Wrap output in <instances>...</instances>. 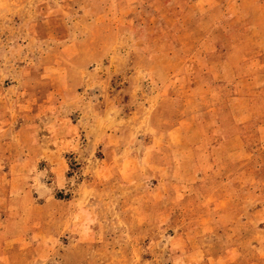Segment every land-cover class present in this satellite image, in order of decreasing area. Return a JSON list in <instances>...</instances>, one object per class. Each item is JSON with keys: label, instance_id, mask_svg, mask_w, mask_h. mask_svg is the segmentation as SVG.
Here are the masks:
<instances>
[{"label": "rangeland", "instance_id": "1", "mask_svg": "<svg viewBox=\"0 0 264 264\" xmlns=\"http://www.w3.org/2000/svg\"><path fill=\"white\" fill-rule=\"evenodd\" d=\"M2 230L0 264H264V0H0Z\"/></svg>", "mask_w": 264, "mask_h": 264}, {"label": "crops", "instance_id": "2", "mask_svg": "<svg viewBox=\"0 0 264 264\" xmlns=\"http://www.w3.org/2000/svg\"><path fill=\"white\" fill-rule=\"evenodd\" d=\"M8 232H7V235L8 236H13V230H7ZM4 233H6V231L5 230H2L1 232H0V236L2 237V240H4L3 239V235H4ZM14 237V236H13ZM13 239V238H12ZM12 239H10V242H15L16 243V241H11ZM9 240V239H8Z\"/></svg>", "mask_w": 264, "mask_h": 264}]
</instances>
